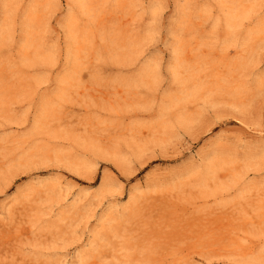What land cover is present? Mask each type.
I'll return each mask as SVG.
<instances>
[{"label": "rangeland", "instance_id": "1", "mask_svg": "<svg viewBox=\"0 0 264 264\" xmlns=\"http://www.w3.org/2000/svg\"><path fill=\"white\" fill-rule=\"evenodd\" d=\"M0 264H264V0H0Z\"/></svg>", "mask_w": 264, "mask_h": 264}]
</instances>
